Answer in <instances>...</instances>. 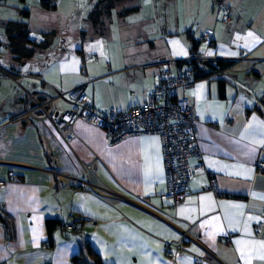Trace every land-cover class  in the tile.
<instances>
[{
	"label": "crops",
	"instance_id": "crops-1",
	"mask_svg": "<svg viewBox=\"0 0 264 264\" xmlns=\"http://www.w3.org/2000/svg\"><path fill=\"white\" fill-rule=\"evenodd\" d=\"M207 1L209 9L187 16L181 29L116 21L101 32L91 24L88 42L58 54L49 47L20 59L2 49L0 63L13 74L0 78V264H72L84 242L103 264H264V173L258 169L264 162V0ZM95 2L88 1V14ZM50 4L48 10L58 9ZM223 8L230 10L229 23ZM25 12L31 17L19 9L15 21ZM11 21L3 22L2 33ZM188 30L201 40L195 56ZM206 30L213 31L211 41L201 39ZM193 58L233 64L179 90L198 118L206 173L192 177L177 206L164 197L159 135L110 144L104 129L83 119L58 129L42 113L25 116L29 92L55 98L62 111L70 106L58 93L82 85L97 109L129 110L148 100L163 69L177 75L187 68L177 62ZM188 163L194 169L199 160ZM212 180L216 191L209 189ZM73 216L84 221L69 230L64 224ZM49 220L59 222L51 235ZM183 233L185 251L168 258L167 245Z\"/></svg>",
	"mask_w": 264,
	"mask_h": 264
},
{
	"label": "built area",
	"instance_id": "built-area-1",
	"mask_svg": "<svg viewBox=\"0 0 264 264\" xmlns=\"http://www.w3.org/2000/svg\"><path fill=\"white\" fill-rule=\"evenodd\" d=\"M225 14L224 22H231L228 9H225ZM212 36L213 31L206 30L201 39L211 41ZM35 42H38V39H35ZM11 74L13 73L0 63V78L9 77ZM193 85L191 72L175 75L170 69H163L158 76L157 86L150 93L148 100L140 106L125 111L116 108L108 111L97 109L86 94L83 85L58 93L57 97L66 100L70 106L62 111L56 110L55 98L44 92H29L25 116L37 119L42 113L41 116L50 120L58 129L70 128L74 121L83 119L104 129L109 136L110 144L132 135H159L162 140L168 187L164 197L177 206L188 197L192 177L206 173L198 138V118L190 111L189 99L179 97L180 89H188ZM191 157L199 160V165L194 169L189 167L188 160ZM94 168L95 166H89L87 169ZM258 169L264 173V162L258 164ZM11 179L15 180L16 176L12 174ZM4 185L5 182H0V187ZM209 189L216 191L214 180L211 181ZM82 221L84 218L73 216L64 226L71 230ZM258 230H261V226ZM186 239L187 234L183 233L177 243H169L166 247V256L175 258L182 254L186 248ZM196 261L197 264L202 262L201 259Z\"/></svg>",
	"mask_w": 264,
	"mask_h": 264
},
{
	"label": "rangeland",
	"instance_id": "rangeland-1",
	"mask_svg": "<svg viewBox=\"0 0 264 264\" xmlns=\"http://www.w3.org/2000/svg\"><path fill=\"white\" fill-rule=\"evenodd\" d=\"M88 1L0 0V38L5 40L7 36L6 30L4 33L1 32V28L4 29L3 22L18 19L16 18L17 11L27 9L31 14L29 22L25 19L29 23L30 39L33 42H35V39L39 40L38 43H33L31 46L38 50L41 49L45 39L49 36L55 38L51 50L57 54L65 52L66 48L80 46L82 41L88 42L90 40V35L87 33L91 28V17L88 14L89 11L87 13L85 10ZM43 2L52 3L58 9L56 11L44 9ZM208 2L210 1L142 0L139 8L133 12L116 11L115 13H121V17L115 18L114 24H116V21H121L128 26H132L135 21L141 23L143 21V26H147V28H161L162 25H169L174 29H181L185 27V22L189 16L190 18L201 16L205 9H209L207 8ZM128 3L125 2L124 5L126 6ZM214 3L217 6L220 4L218 0H215ZM99 30L101 32V29ZM83 35H85V38ZM63 46L64 48H62ZM1 62H4V58H1Z\"/></svg>",
	"mask_w": 264,
	"mask_h": 264
},
{
	"label": "trees",
	"instance_id": "trees-1",
	"mask_svg": "<svg viewBox=\"0 0 264 264\" xmlns=\"http://www.w3.org/2000/svg\"><path fill=\"white\" fill-rule=\"evenodd\" d=\"M142 0H96L93 9L90 13V20L91 24L95 27L98 31L99 29L103 30L107 26L114 23L115 18H120L121 13H115L116 11H126V12H133L139 8L140 2ZM125 2H129L124 5ZM43 6L46 9L53 7L50 3L43 2ZM120 7V9H119ZM126 7V8H125ZM124 9V10H123ZM225 9L223 8V21L225 20ZM229 10V9H228ZM229 16L232 20V16L229 10ZM29 13L25 12L23 14L22 19H28ZM11 21L7 24L6 27V38L5 40H0V56L2 55L1 51L3 48H9L10 51L20 59L23 58H32L36 54L43 53L52 44L43 43V47L41 49H36L35 47L31 46L33 42L30 39L28 23L27 21ZM99 34V32H98ZM187 39L191 44V53L195 56L199 49V45L201 40H196L194 38V31L188 30L185 31ZM99 35H102L101 33ZM84 36V35H83ZM233 64L232 61H224V60H217L215 63L209 61H201L198 59H191L188 61H179L177 65L182 68L183 66H187L182 72L177 75H182L191 72V80L195 83L196 81L205 80L210 78L211 76L218 74L219 72L223 71L227 67ZM220 84V93L221 96L224 97L225 94V81L219 80ZM264 104V100H263ZM2 213L0 212V218L2 217ZM3 218V217H2ZM58 221L49 220L47 221V228L49 234L51 235L53 231L57 228ZM72 264H103L100 256L97 252L92 248L89 242H84L81 246L80 252L78 255L72 258Z\"/></svg>",
	"mask_w": 264,
	"mask_h": 264
},
{
	"label": "water",
	"instance_id": "water-1",
	"mask_svg": "<svg viewBox=\"0 0 264 264\" xmlns=\"http://www.w3.org/2000/svg\"><path fill=\"white\" fill-rule=\"evenodd\" d=\"M52 42H53V37H51V36H49V37H47L46 39H45V43L46 44H52Z\"/></svg>",
	"mask_w": 264,
	"mask_h": 264
},
{
	"label": "snow or ice",
	"instance_id": "snow-or-ice-1",
	"mask_svg": "<svg viewBox=\"0 0 264 264\" xmlns=\"http://www.w3.org/2000/svg\"><path fill=\"white\" fill-rule=\"evenodd\" d=\"M249 35H251V33H249ZM249 219H251V217ZM237 243H239V241ZM262 258H264V257H262Z\"/></svg>",
	"mask_w": 264,
	"mask_h": 264
}]
</instances>
